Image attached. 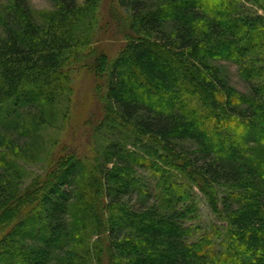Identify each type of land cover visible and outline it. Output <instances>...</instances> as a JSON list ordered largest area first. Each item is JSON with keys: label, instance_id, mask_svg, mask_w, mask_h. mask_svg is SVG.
<instances>
[{"label": "trees", "instance_id": "trees-1", "mask_svg": "<svg viewBox=\"0 0 264 264\" xmlns=\"http://www.w3.org/2000/svg\"><path fill=\"white\" fill-rule=\"evenodd\" d=\"M263 1L107 0L123 34L110 61L88 46L103 0H7L0 264H264V15L247 7ZM81 63L105 104L85 149L49 152L43 130L66 119ZM40 154L46 169L24 184L20 161ZM195 189L223 224L199 227Z\"/></svg>", "mask_w": 264, "mask_h": 264}, {"label": "rangeland", "instance_id": "rangeland-1", "mask_svg": "<svg viewBox=\"0 0 264 264\" xmlns=\"http://www.w3.org/2000/svg\"><path fill=\"white\" fill-rule=\"evenodd\" d=\"M27 3L35 11H44L55 9L58 5V0H27ZM263 3V5H262ZM258 5L248 4L247 7L264 15L262 7H264V1ZM7 4V0H0V9L2 5ZM262 5V6H261ZM261 6V7H260ZM99 9V8H98ZM99 19L94 27L95 35L92 37V41L88 46L93 47L98 50L105 51L107 55V60H113L114 56L123 47L121 44V39L123 38L120 33L121 30L118 26H112L108 17L109 10L107 5V0H103L100 5ZM93 30V28H92ZM108 30V31H107ZM78 48L77 53L81 57L83 54L87 53L89 47ZM222 63V62H221ZM111 64V63H110ZM109 64V68L110 65ZM226 65L228 71V79L230 83L235 86L240 92L247 93L248 86L239 76L237 71V66L230 62H223ZM70 90L61 97L62 103L60 104V110L67 109L66 119L63 120L59 116L57 121L51 126L46 127L43 130V140L44 145L48 148L49 152L60 150L62 147L73 151H79L83 148L85 149L88 144V133L93 130L94 121L96 119V112L99 106L104 105V95L100 98L92 97V75L88 68V64H80V66L71 72ZM59 124L64 125L62 129L59 130L57 126ZM74 128H81L79 130L78 139L69 140L67 136H72ZM72 131V132H71ZM78 131V130H77ZM68 138V139H67ZM73 138V136L71 137ZM55 143L51 147L52 143ZM58 142V144H57ZM69 146V147H67ZM67 150V152H68ZM66 152V151H64ZM63 152V153H64ZM22 167L26 173L24 178V184L29 183L37 174H42L47 167L48 160L45 158V154H40V156L26 158L20 161ZM221 191V190H219ZM194 197L198 202V221L199 227L205 229L210 227L211 224L221 225L222 222L219 217L214 214L206 200V197L195 189Z\"/></svg>", "mask_w": 264, "mask_h": 264}]
</instances>
